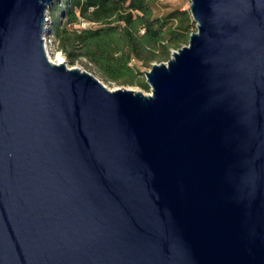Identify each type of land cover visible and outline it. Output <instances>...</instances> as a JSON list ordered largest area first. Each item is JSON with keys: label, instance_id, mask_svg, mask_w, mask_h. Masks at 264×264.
Segmentation results:
<instances>
[{"label": "water", "instance_id": "1", "mask_svg": "<svg viewBox=\"0 0 264 264\" xmlns=\"http://www.w3.org/2000/svg\"><path fill=\"white\" fill-rule=\"evenodd\" d=\"M55 1L0 0V264H264V0H190L149 94L51 61Z\"/></svg>", "mask_w": 264, "mask_h": 264}, {"label": "trees", "instance_id": "2", "mask_svg": "<svg viewBox=\"0 0 264 264\" xmlns=\"http://www.w3.org/2000/svg\"><path fill=\"white\" fill-rule=\"evenodd\" d=\"M61 1L63 7L58 6ZM154 1L57 0L49 10L50 34L70 63L85 59L104 81L148 90L144 73L132 62L150 65L168 60L174 50L188 44L195 30L189 9L175 8L158 16ZM81 20L91 25L77 26Z\"/></svg>", "mask_w": 264, "mask_h": 264}, {"label": "rangeland", "instance_id": "3", "mask_svg": "<svg viewBox=\"0 0 264 264\" xmlns=\"http://www.w3.org/2000/svg\"><path fill=\"white\" fill-rule=\"evenodd\" d=\"M189 4H190V0H155L154 5H153L154 6V14L159 16V15H162V14H164L168 11H171L172 9H175V8L189 9ZM58 6L63 7L64 2L61 1ZM48 15H49V31L46 34V39H47L46 49H47L48 55L51 57V59L58 62L59 58H61L62 62H65L68 67L79 68L81 70H85L87 72L92 73L93 75H95L96 77H98L100 79V77L96 74V72L91 68L90 63H88L85 59H77L73 63L69 62V57L67 56L65 51L58 46V41L54 38V36L52 34H50V24H51L50 22L52 21V15L49 12H48ZM57 15H58V12L55 13V17H58ZM81 21L88 22L85 20H81ZM90 25H91V23L86 25V27H88ZM74 26L76 27V25H74ZM77 26L82 27L80 22L77 24ZM71 27L73 28V26H71ZM195 30H196V26H195ZM166 61L167 60H165L164 62H166ZM153 63H158V62L153 61L150 63V65H152ZM132 64L137 66L139 68V70L142 71L143 73H144V71H147L150 69V67H149L150 65H145L142 62L133 61ZM143 77L145 78V75H143ZM100 80L110 89L129 88L132 90L141 91L144 94L150 93V88L147 90V89L140 87L137 84H125V83H119V82H114V81H104L102 79H100ZM145 82H146V80H145Z\"/></svg>", "mask_w": 264, "mask_h": 264}, {"label": "built area", "instance_id": "4", "mask_svg": "<svg viewBox=\"0 0 264 264\" xmlns=\"http://www.w3.org/2000/svg\"><path fill=\"white\" fill-rule=\"evenodd\" d=\"M80 23H81V26L82 27H86V25H88V24H90V22H84V21H80ZM46 41H47V39H46V36H45V45H46Z\"/></svg>", "mask_w": 264, "mask_h": 264}, {"label": "bare ground", "instance_id": "5", "mask_svg": "<svg viewBox=\"0 0 264 264\" xmlns=\"http://www.w3.org/2000/svg\"><path fill=\"white\" fill-rule=\"evenodd\" d=\"M47 50V49H46ZM47 55H48V51H47ZM48 57H49V59L51 60V61H53V62H56V63H60V62H62V59L61 58H59V60H58V62L57 61H55V60H53V59H51V57L48 55ZM64 61V60H63ZM107 88H109V87H107ZM110 89V88H109ZM112 90V89H111Z\"/></svg>", "mask_w": 264, "mask_h": 264}]
</instances>
